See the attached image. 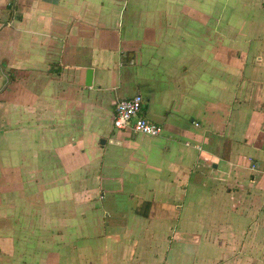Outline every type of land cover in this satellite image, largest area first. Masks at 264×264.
Here are the masks:
<instances>
[{
  "label": "crops",
  "instance_id": "1",
  "mask_svg": "<svg viewBox=\"0 0 264 264\" xmlns=\"http://www.w3.org/2000/svg\"><path fill=\"white\" fill-rule=\"evenodd\" d=\"M0 11V264H264V0Z\"/></svg>",
  "mask_w": 264,
  "mask_h": 264
},
{
  "label": "built area",
  "instance_id": "2",
  "mask_svg": "<svg viewBox=\"0 0 264 264\" xmlns=\"http://www.w3.org/2000/svg\"><path fill=\"white\" fill-rule=\"evenodd\" d=\"M2 24L0 11V27ZM143 103L144 98L140 93L133 97L117 100L115 103L114 126L117 129L131 128L135 133L149 136L160 135L162 126L142 114Z\"/></svg>",
  "mask_w": 264,
  "mask_h": 264
},
{
  "label": "rangeland",
  "instance_id": "3",
  "mask_svg": "<svg viewBox=\"0 0 264 264\" xmlns=\"http://www.w3.org/2000/svg\"><path fill=\"white\" fill-rule=\"evenodd\" d=\"M218 239H224V236H218ZM184 253H186L188 255L187 257L196 259L197 260V264H224V260H221V261H218V262L217 261H213V263H212V260H209V262H208V260H206V263L200 262V260H202L201 257L202 258L204 257L202 254H206L207 253L206 250H201L200 248L195 250V252H194L195 255L194 256H190V254L192 252H189V251H180L179 252L180 255H183ZM180 258H181V256H180ZM166 259H167V257H166Z\"/></svg>",
  "mask_w": 264,
  "mask_h": 264
},
{
  "label": "water",
  "instance_id": "4",
  "mask_svg": "<svg viewBox=\"0 0 264 264\" xmlns=\"http://www.w3.org/2000/svg\"><path fill=\"white\" fill-rule=\"evenodd\" d=\"M92 77H93V69H88L87 71V81L86 84L87 85H91L92 83ZM214 167H217V164H214Z\"/></svg>",
  "mask_w": 264,
  "mask_h": 264
}]
</instances>
